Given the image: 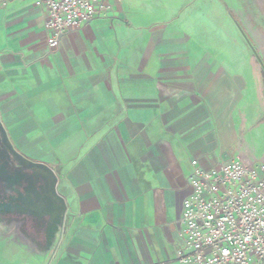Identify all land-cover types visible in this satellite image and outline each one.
<instances>
[{"label": "crops", "instance_id": "1", "mask_svg": "<svg viewBox=\"0 0 264 264\" xmlns=\"http://www.w3.org/2000/svg\"><path fill=\"white\" fill-rule=\"evenodd\" d=\"M36 1L0 0V115L55 164L67 210L57 243L0 219V264H181L194 163L264 164V113L209 47L222 28L193 0H101L51 50Z\"/></svg>", "mask_w": 264, "mask_h": 264}, {"label": "built area", "instance_id": "2", "mask_svg": "<svg viewBox=\"0 0 264 264\" xmlns=\"http://www.w3.org/2000/svg\"><path fill=\"white\" fill-rule=\"evenodd\" d=\"M7 5V1L3 2ZM47 12L48 47L88 24L101 0H37ZM191 195L183 203L181 264H264V164L229 160L205 169L194 163Z\"/></svg>", "mask_w": 264, "mask_h": 264}, {"label": "rangeland", "instance_id": "3", "mask_svg": "<svg viewBox=\"0 0 264 264\" xmlns=\"http://www.w3.org/2000/svg\"><path fill=\"white\" fill-rule=\"evenodd\" d=\"M192 5L193 7L206 10L207 15L202 17V20H205L204 24L206 23L209 26L218 25L219 28H222L221 32L218 31L216 36L212 33L207 34L209 47L216 48L218 58L220 54L222 55L225 73L238 75L241 86L243 84H250L251 96L249 98V108H257V116L261 112L264 113V0H193ZM247 78L249 81H247ZM30 109L36 111L39 108ZM33 114L37 117L39 116L37 112ZM0 117L3 123V118L1 115ZM261 124H264V122L257 123L256 126H260ZM14 147L23 156L30 155L29 152H23V145H14ZM0 152L7 153L3 147L1 136ZM37 155L36 157H40L41 159L45 158L39 153ZM31 161L44 163L39 160ZM11 163L10 167L13 170L18 173H24L26 178L36 183L37 187L39 186L38 193L34 191L31 194V200L36 204L39 203L40 201H37V195H40L42 196L41 203H44L45 190L42 188L44 187L42 180L35 179L32 171L25 169L15 160L12 159ZM47 165L55 171L58 178L57 193L62 197L59 192L60 176L58 169L53 162ZM20 206L21 209L17 212V215L20 218L28 219L30 227L34 231L41 230L43 236L46 237L50 218L46 215H39L35 211L33 212L27 205L20 204ZM64 222L65 214L62 223L59 224L58 230L55 233L56 243L59 242L63 234Z\"/></svg>", "mask_w": 264, "mask_h": 264}, {"label": "water", "instance_id": "4", "mask_svg": "<svg viewBox=\"0 0 264 264\" xmlns=\"http://www.w3.org/2000/svg\"><path fill=\"white\" fill-rule=\"evenodd\" d=\"M0 136H1V140H2V144L4 146V148L10 153V155L14 158V160L20 164L21 166H23L25 169L32 171L33 173V177L37 180H42V182L44 183V190H45V196H44V203H41V199L38 197L37 195V201H40L38 206L36 205V203H34V201L30 200V205L27 204L28 208H30L31 210L35 211L39 208L48 211L46 212V214L44 212L40 213V212H36L39 215H46L50 218V222H49V226L52 222V214H59V222L56 226V230L55 232L52 234V236L48 235V228H47V238L50 241L54 236L55 233L58 230V226L59 224L62 223V219L64 214L66 213L67 210V206L65 203V200L63 197H61L58 193H57V182H58V178L55 174V171L49 167L47 164L45 163H40V162H33L31 160H29L28 158H26L25 156H23L21 153H19L14 145L12 144V142L10 141V138L8 136V133L1 121V117H0ZM49 195L52 197L49 199ZM38 207V208H36ZM48 226V227H49Z\"/></svg>", "mask_w": 264, "mask_h": 264}, {"label": "flooded vegetation", "instance_id": "5", "mask_svg": "<svg viewBox=\"0 0 264 264\" xmlns=\"http://www.w3.org/2000/svg\"><path fill=\"white\" fill-rule=\"evenodd\" d=\"M5 153L0 152V219L9 218L25 221L28 219L20 218L17 215L21 209L20 204L27 205L31 200V194L34 191L38 193L39 186L37 187L36 183L26 178L24 173L13 170L10 166L14 158L8 151ZM38 197L42 199V196L38 195ZM38 204L36 205L38 206Z\"/></svg>", "mask_w": 264, "mask_h": 264}]
</instances>
